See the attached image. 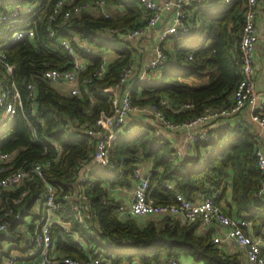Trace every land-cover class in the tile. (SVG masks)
Returning <instances> with one entry per match:
<instances>
[{"label":"trees","instance_id":"16d2710c","mask_svg":"<svg viewBox=\"0 0 264 264\" xmlns=\"http://www.w3.org/2000/svg\"><path fill=\"white\" fill-rule=\"evenodd\" d=\"M30 1L33 0H0V8ZM55 1L42 0L31 14L21 17L22 21L34 20L32 37L6 39L2 43L6 62L13 64V69L8 72L0 64V81L17 89L22 106L16 108L4 126L0 117V149H17L14 167H19L23 160L57 156L47 179L62 193L71 186L69 176L77 169L76 160H90L94 153L95 139L84 127L108 115L112 88L119 81L123 66L132 60V48L119 34L141 26L147 13L137 0H105L115 6L108 16L84 9L64 17L67 8L94 0H70L53 14ZM245 2L193 1L188 6L193 25L186 35L170 38L167 61L160 71L150 77L130 79L132 102L157 104L160 98H166L176 105L188 104L179 111L162 109L173 122L197 115L205 106H229L242 77L236 59L241 53ZM62 38L69 40L74 53L61 44ZM76 57L84 60L76 76L77 94L69 92L70 85L53 83L42 75L47 69H71ZM101 64L103 72L93 75ZM197 76L205 78L202 84L187 80ZM29 82L35 86L33 110L27 97ZM212 133L214 136L207 140H196L192 152L181 153L166 138L157 136L148 124L123 123L115 128L107 142L105 161L91 168L83 182L90 203L87 213L95 234L78 224L67 209L60 214L61 219L68 222L69 230L75 231L85 244L80 245L60 225L53 224L55 250L76 258L100 255L111 264L133 260L138 264H154L162 257L180 261L184 256L202 264H241L237 253L227 255L220 251L212 241V229L198 232L196 221L179 217H164L160 221L149 218L143 224H138L134 217L122 219L116 213L119 202L108 195L110 187L131 186L133 169L141 160L151 161L148 193L157 203L174 201L177 191L190 200H195L198 193H215L218 202L230 177L234 215L246 219L250 232L264 239V200L258 193L261 172L255 155L256 141L247 126L228 121ZM167 181L173 187H166ZM40 186L38 178L27 182L30 193L24 204L32 202ZM15 195V191L4 192V196ZM14 208L15 212L18 206Z\"/></svg>","mask_w":264,"mask_h":264},{"label":"built area","instance_id":"2783aa9c","mask_svg":"<svg viewBox=\"0 0 264 264\" xmlns=\"http://www.w3.org/2000/svg\"><path fill=\"white\" fill-rule=\"evenodd\" d=\"M42 0H33L28 3L16 4L5 9L0 8V64L6 71L11 72L13 64L6 62V55L2 49V43L6 39H20L32 37L34 34V20L22 21L21 17L31 14L35 7L39 6ZM146 10L145 22L139 26L120 33L119 37H138L144 32L157 28V39L153 47L152 57L141 67L136 69L133 60L123 66L119 81L113 86L111 108L108 115L101 118L91 126L84 127V131L94 137L95 150L91 159L78 158L76 170L70 173L71 186L60 193L55 184L47 179V172L51 169L52 162L57 161V156L44 157L33 160H23L19 167L13 166V160L17 149L3 151L0 149V264H111V262L97 255L96 257L76 258L55 250L51 228L53 224L60 225L71 235L76 242L84 245L83 239L79 238L75 231L69 230V224L61 219L60 214L69 210L72 218L82 227L87 228L91 235L95 234L91 219L88 216L89 200L81 186L91 169V163L98 164L105 161L107 153V142L115 128L126 122V119L133 112L149 116L158 127H154V133L161 136L160 127L168 130L183 129L188 146H191L198 139H209L206 132V125L234 113H237L245 105H251L253 109L252 118L264 124V106L255 105L257 95L253 90V63L252 53L258 38L255 25L256 7L260 0H246L244 11V23L239 43L240 55L236 59L242 77L231 95V104L227 107L205 106L200 113L180 122H173L163 112V108L179 111L183 107L170 103L166 98H160L158 103H147L137 105L132 102L130 91L132 83L130 79L146 77L149 72L158 70L167 61L166 42L171 43V37L186 35L193 25V14L188 6L192 1L200 0H174L171 3L158 4L157 0H137ZM229 2L230 0H224ZM70 3V0H56L53 14L58 8ZM95 5V6H94ZM108 3L105 0L84 1L72 8H67L63 16L69 17L78 14L81 10L100 11L105 16L110 14ZM173 7L170 22L165 25L161 23V16L164 11ZM50 18H53L51 15ZM111 31H115L111 29ZM52 34V31H50ZM75 40V37L72 35ZM76 41V40H75ZM61 44L70 53H74L69 40L62 38ZM85 48L86 45L84 46ZM189 59L191 55L187 56ZM84 60L80 57L74 59L71 69L59 71L47 69L43 76L53 83H66L71 94L79 92L75 84L78 70L83 67ZM97 69L93 75L103 72L104 66ZM90 81L86 79L84 82ZM0 81V117L4 126L14 115L16 108L22 106L20 94L12 85L4 86ZM30 108L34 109L35 86L29 82L26 86ZM263 104V103H261ZM32 135L36 138L35 129L32 127ZM58 149V145L53 142ZM180 152L179 149L176 150ZM255 155L257 165L261 172L258 193L264 194V152L260 146H256ZM91 164V165H90ZM138 164L134 167L132 177L134 185L132 199L128 205H119L117 212L122 216L144 217H178L181 216L188 222L201 221L206 225L218 224L224 230L225 237L232 239L237 245L246 249L247 264H264V240L261 236L253 235L247 229L249 223L246 219L228 215L219 203L215 200L216 195L198 193L195 200L186 198L181 192L175 193V200L169 203H157L148 193L150 169H141ZM32 178H38L41 182V190L28 205L24 204L25 197L30 193L27 182ZM166 187H173V183L167 181ZM5 191H15L13 197L4 196ZM72 196L76 197L74 199ZM12 203V205L9 204ZM14 206H18L14 212ZM97 223V222H94ZM221 240L213 237L214 243ZM120 264H138L136 261L121 262ZM165 264H181L175 258H169Z\"/></svg>","mask_w":264,"mask_h":264},{"label":"crops","instance_id":"0c3cea01","mask_svg":"<svg viewBox=\"0 0 264 264\" xmlns=\"http://www.w3.org/2000/svg\"><path fill=\"white\" fill-rule=\"evenodd\" d=\"M174 0H157L158 4H164V3H171ZM193 3L190 2V5ZM115 6H110L109 10L113 11ZM173 7L169 8L168 10L164 11L161 16V23L162 25L167 24L171 20ZM89 12H94L92 10H88ZM122 12V9L120 8V14ZM255 25L257 27L258 32V38L254 45L253 53H252V63H253V69L254 73L252 76L253 79V90L257 95V100L255 102V105H263L264 106V0H260L257 7H256V14H255ZM121 39H124L132 48V60L136 67V69H141V67L152 57L153 55V47L155 40L157 39V28H154L152 30L144 32L142 35L138 37H121ZM170 43L165 44L166 49L167 46H169ZM160 70H154L149 72L146 77H150L155 73H158ZM205 78L201 77H189L187 80H189L193 84H201L202 80ZM263 103V104H261ZM264 113V110H263ZM253 109L251 105H245L242 107L237 113H234L230 116L224 117L222 119L211 121L206 125V132L208 133V130L211 131V133H208L210 137L214 136V133H212V130H214L222 125L224 122H232L236 125L242 124L248 127L250 132L252 133L256 144L261 147L262 151L264 152V124H261L257 120H254L252 118ZM135 122H142L145 124H148L152 128L158 127L156 122L152 120L151 117L141 115L137 112L131 113V115L126 119L125 124L135 123ZM154 130V129H153ZM160 133L161 136L166 138L173 149L178 150L181 153H190L193 149V144L191 146H188L187 140L185 138V132L183 129H176V130H168L165 128L160 127ZM57 144V143H55ZM201 152L203 155L206 154L205 149H201ZM92 164V165H91ZM91 168H94L96 164L91 163ZM138 165L142 167L141 169L151 171V161L150 160H141ZM231 178L228 177L225 181L226 185V191L224 193V196L219 199L218 203L222 207V209L228 214V215H234L235 213V206L231 200ZM134 185V180L132 177V184L130 187H110L108 189V195L109 197H113L116 201L119 202V205H128L131 202L132 199V189ZM83 188V184L81 185ZM264 196V194H263ZM74 199L76 197L72 196ZM118 217L124 219L127 216L119 215L116 211ZM94 217V215H92ZM134 217V216H133ZM179 218L183 219L181 216H178ZM137 220L138 224L145 223L149 218H153L155 221H160L163 217H154L152 215L144 216V217H134ZM66 222V221H65ZM198 224L197 231L198 232H205L208 229H212L211 236L213 237H219L221 240L216 242L217 246L219 247L220 251L224 254L231 255L234 253H237L239 257L241 258V264H247L246 261V249L245 247L241 245H237L232 239L225 237L224 230L222 227L218 224H211L206 225L202 223L201 221H196ZM68 224V222H66ZM250 226V225H249ZM248 226V231L250 232ZM251 233V232H250ZM254 235V234H253ZM259 236V235H258ZM264 240V239H263ZM169 258L162 257L161 261L154 264H165L168 261ZM135 261V260H133ZM178 261V260H177ZM137 262V261H136ZM181 264H202L195 262L190 256H184L181 257L180 261H178Z\"/></svg>","mask_w":264,"mask_h":264},{"label":"water","instance_id":"95a60500","mask_svg":"<svg viewBox=\"0 0 264 264\" xmlns=\"http://www.w3.org/2000/svg\"><path fill=\"white\" fill-rule=\"evenodd\" d=\"M202 84V83H201ZM262 199L264 200V196H262Z\"/></svg>","mask_w":264,"mask_h":264},{"label":"rangeland","instance_id":"374dc122","mask_svg":"<svg viewBox=\"0 0 264 264\" xmlns=\"http://www.w3.org/2000/svg\"><path fill=\"white\" fill-rule=\"evenodd\" d=\"M191 264H194V263L191 262Z\"/></svg>","mask_w":264,"mask_h":264}]
</instances>
